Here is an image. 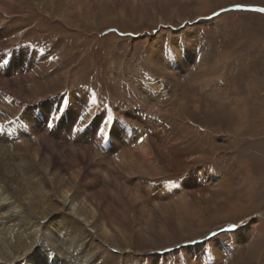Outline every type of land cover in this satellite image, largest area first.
Wrapping results in <instances>:
<instances>
[{
  "label": "rangeland",
  "instance_id": "1",
  "mask_svg": "<svg viewBox=\"0 0 264 264\" xmlns=\"http://www.w3.org/2000/svg\"><path fill=\"white\" fill-rule=\"evenodd\" d=\"M1 3L14 43L0 33V185L42 260L64 264L57 241L77 253L68 264H264V0ZM141 145L150 161L129 167L120 151ZM66 200L93 218L98 249Z\"/></svg>",
  "mask_w": 264,
  "mask_h": 264
},
{
  "label": "bare ground",
  "instance_id": "2",
  "mask_svg": "<svg viewBox=\"0 0 264 264\" xmlns=\"http://www.w3.org/2000/svg\"><path fill=\"white\" fill-rule=\"evenodd\" d=\"M75 7H76V5L73 4V8L74 9H75ZM4 9H6L5 8V4L1 3V0H0V21L2 20L1 18L3 16V14L1 15V13L2 12L4 13ZM75 10H76V13H80L78 11V9H75ZM1 35H2L3 39H5L6 41H8L10 39H13V38H6L7 36H6L5 33H1ZM12 43H14V39H13V42ZM12 43H10L9 45H11ZM0 46H2L1 43H0ZM37 57H38V55H37ZM47 62H48V58L47 57L46 58L45 57L44 58L41 57L40 59L39 58L37 59V65H39V66H42V65L45 66L47 64ZM48 65H49V62H48ZM49 69H51V70H49V74L47 72V75H48L47 79L49 81H51V88L59 86L60 85V81H62V78H63V74L64 73H62L61 70H58V67L51 68L49 66ZM17 71H18L16 73L17 76L18 77H21L22 76V72H20L19 70H17ZM31 86L32 87H35V84H31ZM84 102H86V101H84ZM84 106H85V110L86 111L91 109V108H89L90 106L87 105L86 103H84ZM90 113L91 112H89V113L85 112L84 115H87L88 114L89 116H91ZM118 148H119V146L116 145V148H115L116 150L115 149L114 150L117 151ZM145 152H146V148L143 145H141L138 148H135L134 147V149L133 150H130V151H124V152H122V150H121L120 151V154H121V156H123L124 154L128 153V157L132 160L131 163H129L128 165H129V167H131L132 165H134V166L142 165L141 163H145L147 161H150V160H146L145 159V158H148L149 154H146L145 158L143 157V154ZM7 164H9V163H7ZM148 164H146L144 166V168L151 169L150 168V166H151L150 163H148ZM32 179H33L32 185H34L35 189L41 195H43V198L44 199H41V201L47 199L48 192L42 190L41 185H40V182H39V179L36 178V177H32ZM10 185H11V182L8 183V180H5L4 185H0V242L2 243L3 251H4V252L1 253V254H4V258L3 259L6 260V262H9L10 264H33L34 262H36V264H40V263L41 264H47V262L51 263L50 261H47L46 262V261H44V260L41 259L43 257V255H45V256L47 255V254H45V250L40 249L39 247L35 249L36 251L33 250L35 248V246H36L35 245L36 242L31 238L32 233H30V232H32L31 229L33 227V225L30 226V224H31L30 223V220L32 218H31V216L25 217L26 216V211L24 213H22V214H19V216H18V207L19 206L12 205L13 202L11 201V197L8 194V192L9 193H12L10 190H8V189L11 188ZM65 198H67V194L65 195ZM33 200L34 199H32V197L30 195H26L24 198L21 199L20 204H24V206H26L27 209L33 210L34 209V206L32 205V201ZM41 201H38V202H41ZM67 204L72 205V207H73L72 209H73L75 218L79 222H81V225L82 226L85 227L87 225H89V226L92 225V222H90V221H92L93 218L89 217L87 215V213H86L85 210H83L81 208H75L74 207L75 205H73V201L72 200L67 201ZM49 208H51V207H49ZM23 210L24 209H22L21 211H23ZM52 213H56V212L53 211V212H49L47 214L48 215H51ZM94 226H97V224L94 225ZM101 228H102L103 231H105L104 230V228H105L104 225H102ZM63 229L62 230L65 231L64 233H66L65 234L66 236L67 235H69V236L71 235L72 236V240L69 242V245L72 246V247H74V250H76V251H78L80 253L78 255V257L83 256V251L84 250H82L81 247L85 244V242H83V241L80 242V241H77L75 239V236L77 234V230H75L76 228L73 225H71V228H69V226H68V228H64L63 227ZM92 229L94 230V233L91 232V234H89V233L85 232V235H89V237H90V241L88 243L86 242L87 243L88 250H90V249H93L94 250V249H98L99 248V246H98L99 243L96 242V236H97L96 229H95V227H92ZM82 232H83V230H82ZM76 237H78V236H76ZM87 238H88L87 236L86 237L84 236V240H87ZM54 240H56L55 237H54ZM106 240H108L107 243L110 245L111 244V239L108 238ZM58 244H57V241H56V243H53V246L56 247V249H58V254L59 255H62L63 254L62 255L63 257H61V259L63 260V263L64 264H68L67 261H66L67 258L68 259L77 258L76 257L77 256V253L74 252L73 249H69L68 252L65 249H61V251H60L58 247H60L61 245L58 246ZM31 250H33L35 252H32L31 253ZM63 251H64V253H63ZM89 252H90V255H89L90 258H93L94 259L95 256H91L93 253H91V251H89ZM25 255H27L29 257V260L28 259H25L27 257ZM97 257H99V256H97ZM99 259L100 260H98L97 258L94 259V261L92 262V264L97 263L96 261H98V262L99 261H102V264H108L107 262L103 261V258L102 259L99 258ZM40 260H41V262H40ZM73 263L75 264V262H73ZM51 264H54V262L51 263Z\"/></svg>",
  "mask_w": 264,
  "mask_h": 264
},
{
  "label": "snow or ice",
  "instance_id": "3",
  "mask_svg": "<svg viewBox=\"0 0 264 264\" xmlns=\"http://www.w3.org/2000/svg\"><path fill=\"white\" fill-rule=\"evenodd\" d=\"M239 7V6H238ZM256 11H259V12H264V8H258V9H255ZM214 15H216L215 13H214ZM58 111H59V109H58ZM60 117H55V119H59ZM83 120V116H81L79 113H77V121H75V122H79V121H82ZM101 120H103V117H101ZM110 121H111V117H109L108 118V120H103V122L105 123V124H107V123H110ZM74 122V123H75ZM48 126L49 127H51L52 125H51V123H49L48 124ZM78 130V129H77ZM101 137H108V133L107 132H105V130H104V128H99V133H98ZM244 222L243 221H241V224H243ZM240 225H237V224H230V225H228V227L227 228H222L220 231L221 232H228V231H235L238 227H239ZM218 235V233H216V232H213V233H211L210 234V237H209V239H211V237H215V236H217ZM190 243H202V241H191Z\"/></svg>",
  "mask_w": 264,
  "mask_h": 264
}]
</instances>
